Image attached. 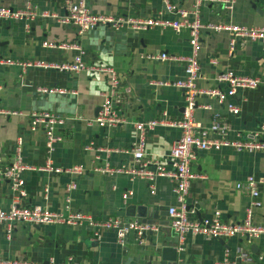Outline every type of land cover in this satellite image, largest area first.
<instances>
[{
	"label": "crops",
	"instance_id": "0c3cea01",
	"mask_svg": "<svg viewBox=\"0 0 264 264\" xmlns=\"http://www.w3.org/2000/svg\"><path fill=\"white\" fill-rule=\"evenodd\" d=\"M175 8L191 10L196 6L199 21L219 23L230 21L247 26L264 24V0H167ZM161 0H86L89 12L99 15L128 17L159 16L170 19ZM26 5L35 11L30 21H0V58L10 60L43 61L50 64L68 63L74 50L57 48L75 39L72 24H60L54 17L65 13L62 0H0V6L23 9ZM42 13H47L42 15ZM226 31L202 30L198 39L200 88L215 87V74L233 71L240 75L260 78L263 83L255 89L239 91L228 98L239 105V113H229L213 97L200 95L192 110V118L206 128L214 114L226 120L231 128L230 136L243 140L254 138L264 121V44L247 42L228 50ZM83 60L92 65L109 67L119 78L120 84L129 88L117 104L118 114L124 122L114 127L85 125L84 121L95 117L101 103L100 93L107 90L105 74L86 70L63 72L52 68H25L0 66V109L21 111L20 115H0V209L11 207L12 195L1 169L14 156V144L20 143V161L28 167L23 173L26 204L37 205L47 211L62 215L75 212L92 218L119 216L136 218L155 224L158 229L146 234L138 244L132 233L117 243L113 231H103L95 239L91 229L79 225L28 224L17 222L11 236L5 239L0 226V264H64L67 258L75 264H173L164 254L163 247L174 244V264H218L222 261L235 264H264V236L247 240L240 236L206 240L197 235H185L178 245L175 234L166 220V207L174 203L170 194V181L157 177L153 193L139 178L128 175L101 173L98 168L107 164L129 166L132 159L124 153L99 155L86 149L111 147L126 150L133 140L132 123L157 118L161 111L167 117H179L182 96L173 82L182 79V64L174 61L147 60L145 55L165 52L170 55H187V32H175L169 26H156L144 30L120 28L113 30L97 25L84 31L78 38ZM55 47H44L43 43ZM210 59L215 63L211 64ZM61 88L64 94H38L35 87ZM48 111L63 121L55 132L60 140L51 152L53 166L69 169L79 166L76 173H47L37 170L44 164V137L42 130H28L27 112ZM179 129L155 126L146 133L144 150L151 158L161 161L167 168V152L178 136ZM264 140V135H261ZM190 171L203 178H194L185 197L190 215L202 221L219 211L223 222L232 224L243 219L249 195L236 187L248 176L264 178V151H234L221 148L217 151H195ZM74 185L67 193L66 183ZM129 191L123 199L122 194ZM261 206L255 208L252 220L264 225V184L259 185ZM68 197V198H67ZM173 247V248H174ZM180 247V248H179ZM239 251L250 261L238 258ZM263 255V259H257Z\"/></svg>",
	"mask_w": 264,
	"mask_h": 264
},
{
	"label": "built area",
	"instance_id": "2783aa9c",
	"mask_svg": "<svg viewBox=\"0 0 264 264\" xmlns=\"http://www.w3.org/2000/svg\"><path fill=\"white\" fill-rule=\"evenodd\" d=\"M28 1V0H26ZM65 13L54 17L60 24L70 23L75 28V39L65 45H57V48L71 49L75 51L72 59L68 63L50 64L43 61L10 60L0 58V66H17L23 72L25 68H52L63 72H78L86 70L91 73L105 74L108 78L107 90L100 93L101 103L95 117L88 119L85 125L95 124L98 127L117 126L124 122L118 114L117 104L122 96L128 93L129 88L120 84L119 78L109 67L101 65L88 64L83 60L82 50L79 46L78 38L84 31L93 29L97 25H105L113 30L126 28L131 30H144L156 26H169L175 32L181 29L187 32V44L189 54L170 55L165 52H159L155 55H145L147 60L174 61L182 64V79L173 82V85L180 90L182 96V111L179 117L169 118L165 111H161L159 116L147 121H136L132 123L135 134L126 150L114 149L111 147L96 148L85 146L86 149L100 153L110 154L124 152L128 154L132 161L129 166L118 165L110 167L104 164L98 170L103 174H125L130 179L139 178L146 182L148 192L153 193L154 181L157 177H166L170 181V194L174 203L166 207V220L169 228L173 231L178 245L182 242L185 235H197L206 240L218 239L222 237L240 236L247 240L264 236V225H257L252 220L255 208L261 206L259 185L264 184V178L248 176L244 181L236 184L240 190H244L249 195V203L245 208V214L242 220L229 224L220 219L219 211H214L213 216L197 221L190 215L194 213L193 208H187L185 197L189 186L194 178H203L202 175L194 174L190 171L191 161L194 158L195 151L208 152L217 151L221 148H230L234 151H264V121L259 125L255 136L251 140H243L237 135L230 136L231 128L229 123L219 115L214 114L208 127H202L199 122L192 118V110L196 106V98L200 95L213 97L216 102L226 106L229 113L237 115L239 105L231 102L228 98L235 97L239 91L255 89L263 81L255 76L240 75L233 71H220L215 74V87L200 88L197 86L199 77L198 61V39L202 30L208 31H226L228 33V50L234 51L237 46H243L247 42H259L264 44V24L261 26H247L236 24L230 21L219 23L201 22L198 19L196 6L191 10L175 8L167 0H161L162 6L171 17L164 19L159 16L148 17H128L121 15H99L91 13L86 7V0H62ZM199 0H196L198 4ZM209 2L226 0H207ZM47 13H42L46 15ZM35 15V11L26 5L23 9H10L0 6V21L19 20L30 21ZM44 47H55L52 43H43ZM214 64L215 60L210 59ZM38 94L67 92L61 88H50L44 86L35 87ZM19 110L0 109L2 116L20 115ZM28 119V130L33 131L37 128L42 130L44 137V164L37 170L47 173L71 172L80 174L79 166H72L69 169L53 166L51 152L54 146L60 140L55 129L63 120L53 112L36 110L29 111L26 114ZM176 127L179 129L178 136L174 139L168 150L167 163L170 168L164 166L163 162L151 158L144 150L146 133L155 126ZM14 156L12 161L4 165L1 169L3 178L7 181L11 190V207L6 210L0 209V226L3 229L5 239L11 236L12 227L17 222L28 224H55L79 225L84 223L91 229L95 239H99L103 231H113L117 243L122 244L124 237L132 233L134 240L138 244L144 242L146 234L155 232L158 227L149 222L139 221L136 218L123 219L119 216H106L102 218H92L89 215L68 212L62 215L59 212L47 211L39 208L37 205H29L23 200L25 198L23 173L29 169L20 161V143L17 139L14 144ZM74 185L66 183L65 190L70 193ZM129 195V191L122 194L123 199ZM68 198V197H67ZM180 248V247H179ZM239 259L250 261L249 257L242 251L237 255ZM257 259H263L259 255ZM1 264H19V263H1ZM64 264H75L70 258L66 259ZM218 264H235V262L222 261Z\"/></svg>",
	"mask_w": 264,
	"mask_h": 264
},
{
	"label": "water",
	"instance_id": "95a60500",
	"mask_svg": "<svg viewBox=\"0 0 264 264\" xmlns=\"http://www.w3.org/2000/svg\"><path fill=\"white\" fill-rule=\"evenodd\" d=\"M176 241V237L174 239V242L175 243ZM172 247H163L162 248V252L164 254H167V253H170V256L168 257V259L174 264L175 263V256H176V251H175V247H174V244L171 245ZM174 247V248H173Z\"/></svg>",
	"mask_w": 264,
	"mask_h": 264
}]
</instances>
